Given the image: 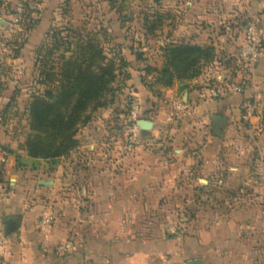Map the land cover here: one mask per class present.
<instances>
[{
    "label": "rangeland",
    "instance_id": "obj_1",
    "mask_svg": "<svg viewBox=\"0 0 264 264\" xmlns=\"http://www.w3.org/2000/svg\"><path fill=\"white\" fill-rule=\"evenodd\" d=\"M235 2L238 0H0V154H15L19 175L25 181L33 180L29 188L22 183L19 191L27 207L36 205V197L41 198L39 209L33 213L40 230L49 229L58 217L73 218L75 223L71 228L79 234L85 231L84 219L91 220L93 230L100 229L99 216L103 210L89 206L90 198L82 188L92 179L99 180V171L104 167L109 174L127 173L134 164L130 157L137 152L148 154L140 165H147L150 159L155 161L156 168L172 166L174 173L166 179V188L158 175L148 183L144 180L140 186L133 187L129 174L124 180L109 175L108 191L96 194L108 202H117L118 208L106 210L108 237L141 242L156 240L165 247V240L186 234L195 236L219 218L242 217L240 207L247 202L258 203L262 216L264 24L261 18H264V7L248 13L243 7L237 8ZM196 8L200 9L192 16L191 11ZM210 12L222 13L224 18L215 23L206 19L205 15ZM154 21L156 27L151 31L146 29ZM182 21L196 35L205 31L203 44H217L213 46L214 60L204 64L200 72L202 75L209 68L211 77L193 85L202 101L206 98L217 103L212 108L205 109V102L200 109L185 108L180 97L175 102L168 100L163 87L155 82L154 69L161 67L166 46L191 43L187 41L190 35L181 37L177 33ZM249 23L256 26L260 50L263 48L253 64L238 62V51L247 44L245 35ZM53 31L68 33L72 39L73 34L94 38L107 56L116 63L122 58L125 65L111 84L114 102L108 107L89 110L88 121L79 127L90 130L91 139L96 143L91 149L87 148L88 139L81 136L77 138L78 146L66 155L23 163L16 150L24 147L29 133L28 101L32 94L44 90L34 68L36 50L40 45L49 46ZM212 83L222 88V95L212 96L202 90ZM235 86L238 89H233ZM133 101L139 106L138 117L153 122L146 134L137 135L135 143L130 133ZM211 114L224 118L216 131L212 130L215 120ZM11 144L14 148H10ZM174 147L194 156L193 160H182L183 153L173 152ZM92 151L98 157L89 170L85 157ZM168 151L170 155L164 156ZM201 154L207 158L199 163L196 159ZM115 158L123 159V164L115 163ZM4 163L0 159L1 183ZM57 167L64 172L63 182L70 185L54 191L44 190V193L36 191V177ZM229 167L238 170L231 171ZM30 169L36 170L30 172ZM117 184L124 185L123 191H116ZM147 184L151 191L141 192V186ZM82 239L79 237L75 244L82 243ZM66 242L60 243L62 250L66 249ZM69 242L74 243L73 239ZM251 247L264 257V238ZM103 261L100 263L98 256H90L77 264H114L111 259L108 263Z\"/></svg>",
    "mask_w": 264,
    "mask_h": 264
},
{
    "label": "crops",
    "instance_id": "obj_2",
    "mask_svg": "<svg viewBox=\"0 0 264 264\" xmlns=\"http://www.w3.org/2000/svg\"><path fill=\"white\" fill-rule=\"evenodd\" d=\"M235 5H237V8L243 7L247 9L248 13H252L254 10H260L264 7V0H238V2H235ZM199 9H193L191 11L192 16ZM181 16H183L182 12ZM205 16L206 19H212L215 23L216 21L221 22L224 18L223 14L219 12H210ZM261 21L264 24V18H261ZM182 22V25H178L179 30L177 32L181 37L188 34L190 37L187 41L192 44L209 45L203 44L205 43L203 40L205 31L202 34L196 35L192 30L184 26L185 21ZM212 45L217 47L215 42ZM215 50L217 51V48ZM201 78L202 75L200 74L194 78L177 81L172 86L163 88L166 97L173 102L180 97L185 108L191 106L198 109L204 106L205 109L207 107L212 108L217 103L212 99L206 98L205 101H202L200 94L197 92L199 90L193 87ZM202 90L205 91V88ZM203 103L204 106L202 105ZM214 115L211 114L210 116L213 117ZM219 123L214 122L213 131L218 130L217 124ZM81 136L88 139V149H91L96 144L91 139L92 135H90V130L86 126L83 129L79 128L76 134V138L81 139ZM173 143L171 142V145ZM10 148H14V146L11 144ZM16 151L20 156L21 162L33 163L35 161V159L27 156L23 148ZM94 152L92 151L85 157L89 170H92V165L94 162H97L98 156ZM173 152L183 153L181 159L187 162H191L194 158V156L190 157L189 154L185 155L181 148L174 147ZM14 155L10 153L0 154V159L5 162L3 165L4 182H0L1 221L7 215H12L18 220V226L9 234H5L3 229L6 243L0 252V264H77L82 258L90 256H94L95 258L98 256L100 263H104L103 260L108 263V260L111 259L114 264H185V261L192 258H200L205 264H264V257L260 255V251H255L251 247V245L258 244L264 238V217L259 215V205L256 202H247L246 205L240 207L243 211V213L241 212L243 214L242 217H229L225 220L219 218L209 228L199 230V234L195 233V236L186 234L181 238L165 240V247L161 243H157L156 240L141 242L133 238H124L123 240V238L118 239L119 237H108L106 210L111 207L118 208L117 202H108L107 199L96 197V194L108 191L109 188H107L106 180H108L109 175H113L117 180L120 178L124 180V176L129 174L132 177V187L135 185L140 186L139 183H143L144 180L148 183L158 175V177L163 178V186L166 188V179L171 178L174 173L172 166L157 167L158 170H156L157 168L154 166L155 161L150 159L146 160L147 165H140L143 162V158L148 156V154H144L143 152H137L133 157H130L131 160H129L134 164L130 170L126 171L127 173L120 171L115 174H109L107 173L108 169L104 167L103 170L99 171V180L92 179L82 188V191L87 193L90 198V200H87L89 206L103 210H101L102 213L99 216L100 229L93 230L92 224L89 223L91 220L84 219L82 221L84 222L85 231L83 234H79L71 228L75 223L73 218L58 217L50 223L49 229L40 230L37 225L39 221L33 217V213L39 209L42 200L40 197H36L34 200L36 205L33 207L28 205L29 207H27L24 200L25 197L21 195L19 190L22 189V183L29 188L33 180L27 179L25 181L19 175L20 170L15 168ZM163 155L169 156L170 152L168 151ZM206 158L207 155L201 154L198 155L196 161L200 163ZM163 159L165 158L163 157ZM123 161V159H116L115 163L123 164ZM229 169L238 170L236 167H229ZM34 170L36 169H30V172ZM63 173L57 167L53 172L40 174L35 180L36 191L44 193V190L48 191L49 189L50 191H54L55 189L62 188L64 185L69 186L70 183L63 182L65 179ZM43 178L47 180H43ZM123 186L120 184L115 185L116 191H123ZM141 189H143L141 192H149L151 191V186L147 184L141 186ZM153 189L155 188L153 187ZM131 191L133 192L135 189L132 188ZM66 203L69 204V201H66ZM69 205L72 206V204ZM10 209H13V211ZM3 211L4 214L1 215ZM79 237H83L82 243L75 244ZM72 239L74 243L69 242ZM66 240L68 241L65 245L66 249L62 250L60 243Z\"/></svg>",
    "mask_w": 264,
    "mask_h": 264
},
{
    "label": "trees",
    "instance_id": "obj_3",
    "mask_svg": "<svg viewBox=\"0 0 264 264\" xmlns=\"http://www.w3.org/2000/svg\"><path fill=\"white\" fill-rule=\"evenodd\" d=\"M155 27L154 21L146 29ZM49 36V46L40 45L36 50L34 68L44 90L32 94L28 101L29 133L23 147L28 157L44 160L59 158L78 146L76 133L88 121V111L114 102L111 84L125 65L124 59L116 63L107 56L94 38L73 34L72 39L62 31ZM214 56L211 45L170 43L161 67L154 69L155 82L167 88L194 78Z\"/></svg>",
    "mask_w": 264,
    "mask_h": 264
},
{
    "label": "built area",
    "instance_id": "obj_4",
    "mask_svg": "<svg viewBox=\"0 0 264 264\" xmlns=\"http://www.w3.org/2000/svg\"><path fill=\"white\" fill-rule=\"evenodd\" d=\"M246 43L240 47L238 51V62L245 61L247 63L253 64L256 61L258 52H260V36L259 32L256 29V26L253 23H249L246 27ZM211 77L210 69H204V74H202V82L209 80ZM233 89H238V86L233 87ZM205 91L212 96H219L223 94L222 88L217 87L214 83L205 88ZM139 106L136 101L131 102L130 104V119L132 121L130 126V133L132 135V142H137V135L140 133V127L137 124ZM261 215L264 216V210H262ZM6 243L5 235L3 231L0 230V252Z\"/></svg>",
    "mask_w": 264,
    "mask_h": 264
},
{
    "label": "water",
    "instance_id": "obj_5",
    "mask_svg": "<svg viewBox=\"0 0 264 264\" xmlns=\"http://www.w3.org/2000/svg\"><path fill=\"white\" fill-rule=\"evenodd\" d=\"M213 119L218 123L221 120H224V118L220 115H214ZM137 124L140 127L141 135L146 134V132L152 128V122L144 117L139 118L137 120ZM1 222H2L5 234H9L18 226L17 218H15L12 215L4 216ZM185 264H205V263L200 258H192V259L185 261Z\"/></svg>",
    "mask_w": 264,
    "mask_h": 264
}]
</instances>
